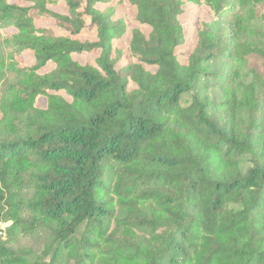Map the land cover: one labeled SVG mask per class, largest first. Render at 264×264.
<instances>
[{"label":"trees","instance_id":"trees-1","mask_svg":"<svg viewBox=\"0 0 264 264\" xmlns=\"http://www.w3.org/2000/svg\"><path fill=\"white\" fill-rule=\"evenodd\" d=\"M113 1L0 0V264H264V0Z\"/></svg>","mask_w":264,"mask_h":264},{"label":"rangeland","instance_id":"rangeland-1","mask_svg":"<svg viewBox=\"0 0 264 264\" xmlns=\"http://www.w3.org/2000/svg\"><path fill=\"white\" fill-rule=\"evenodd\" d=\"M117 0L111 2V4H115ZM23 4V3H20ZM104 5H98V7L102 8ZM59 12H65V8L62 5H59L53 8ZM135 17V9L128 4H118L114 11V18H123L125 23L128 26V30L132 28L140 27L134 20ZM205 19V15L197 11L196 9L189 10L185 15L180 17V21L183 23L185 28V37L186 41L180 48L177 49L178 59L180 62H185V55L186 53H190L193 49L194 42H195V31H194V24L198 20ZM41 25V24H37ZM49 26V24H48ZM144 33H148L147 27H140ZM52 31L55 34H60L62 31L58 30L57 28L51 26ZM10 31V30H9ZM81 41H95V31L85 30L82 34L78 37ZM129 41V37L125 36L122 38L121 41L114 43V45L122 49H126L127 44ZM23 60L27 65L33 64V56L30 53L23 54ZM74 59L77 60L79 63L84 64L86 62L92 63L94 59L93 54H82L78 56H74ZM53 68L52 64L47 65L44 69L41 70V73L49 71ZM32 242L29 239H24L19 237L14 243L12 242V246L14 248H21L24 245L29 246Z\"/></svg>","mask_w":264,"mask_h":264},{"label":"built area","instance_id":"built-area-1","mask_svg":"<svg viewBox=\"0 0 264 264\" xmlns=\"http://www.w3.org/2000/svg\"><path fill=\"white\" fill-rule=\"evenodd\" d=\"M5 226L4 225H0V236H1V232L4 231V228Z\"/></svg>","mask_w":264,"mask_h":264}]
</instances>
